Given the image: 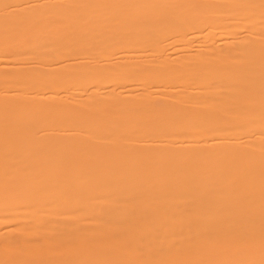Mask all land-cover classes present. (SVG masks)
<instances>
[{
  "label": "bare ground",
  "instance_id": "6f19581e",
  "mask_svg": "<svg viewBox=\"0 0 264 264\" xmlns=\"http://www.w3.org/2000/svg\"><path fill=\"white\" fill-rule=\"evenodd\" d=\"M0 264H264V0H0Z\"/></svg>",
  "mask_w": 264,
  "mask_h": 264
}]
</instances>
